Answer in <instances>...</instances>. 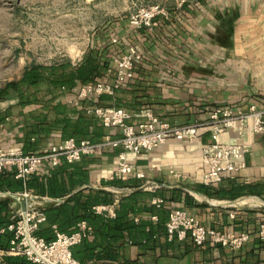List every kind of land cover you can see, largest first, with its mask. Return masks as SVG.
<instances>
[{"label":"crops","instance_id":"obj_1","mask_svg":"<svg viewBox=\"0 0 264 264\" xmlns=\"http://www.w3.org/2000/svg\"><path fill=\"white\" fill-rule=\"evenodd\" d=\"M163 6L168 16H158L154 31L142 28L126 34L127 45L135 44L143 54L134 76L122 87L124 101L136 102L133 107L127 105L135 114L133 122L143 120L145 109L182 124L207 119L210 109L219 105L264 106V0H178L165 1ZM114 47L109 53L111 59L119 52ZM113 73L108 72L106 79ZM67 97L70 100L71 95ZM102 101L105 106H116L115 98ZM222 139L242 140L249 145L247 165L237 176L211 185L208 192L237 183L253 184L257 192L236 198L206 192L200 170L203 146L211 140L207 127L193 142L172 138L153 151L128 154L136 169L145 173L144 178L131 176L129 181L141 188L148 181L161 185L155 191L144 189L152 204L156 198L163 200L161 205L154 204L158 210L165 207L166 219L156 212L142 213L143 218L151 219L155 236L142 245L124 242V264H264V242L257 235L264 219V134L241 137L236 130H229ZM121 149L105 148L87 164L90 183L86 185L108 191L117 187L103 181L114 178ZM179 207L208 225L237 233L249 231L251 237L240 249L211 242L197 246L191 237L170 240L167 221L170 212ZM104 214L115 217L116 210L114 216ZM90 264L121 263L103 258Z\"/></svg>","mask_w":264,"mask_h":264},{"label":"built area","instance_id":"obj_2","mask_svg":"<svg viewBox=\"0 0 264 264\" xmlns=\"http://www.w3.org/2000/svg\"><path fill=\"white\" fill-rule=\"evenodd\" d=\"M168 13L167 8L161 4L142 5L130 14L129 21L135 29L146 28L154 31L158 25V16H168ZM118 41L117 37L113 38L114 43ZM142 60L143 54L137 46L128 44L122 52L116 53L112 58L115 75L109 80L101 79L83 85L77 94L70 97V102L79 105L84 99L96 100L103 94L113 96L134 76L135 69ZM87 112L98 116L109 129L102 140L96 142L89 138L77 140L70 137L51 143L40 151L28 153L18 144L0 145V170L14 168L16 178L26 182L46 162L53 166L59 164L62 158L68 162H76L85 155H100L105 148L121 147L113 177L123 180L130 176L144 178V171L136 169L135 163L129 158V153L138 155L144 151H153L172 138L193 142L199 137L201 129L207 127L211 132V140L203 146L201 178L206 185H217L225 179L237 176V173L246 167L245 155L249 150V145L242 140L224 141L223 134L229 130H236L241 137L246 134H264V106H258L256 103L250 104L247 108L239 105H219L210 109L207 119L182 124L164 119L151 109L142 111L143 120L138 123L133 122L135 114L124 107L92 104L87 108ZM112 129H118L120 132L115 133ZM143 187L155 191L161 185L148 181ZM111 190L116 201L112 204L95 205L94 209L114 216V205L119 197L133 192L134 188L112 187ZM17 194L21 200L16 199L13 202L14 213L7 226V229L14 233V237L11 240V247L8 250L0 249V253L25 255L32 263L39 264H81L73 254V247L90 236L93 227L83 220L79 223L78 230L72 233L57 231L56 238L48 241L37 233L41 224L47 220L46 213L41 208L45 196L27 190ZM49 201L59 203L63 199L51 198ZM162 201L161 198L154 199L156 204H161ZM257 235L264 242V219L259 224ZM167 236L170 240L176 237L180 239L191 237L197 246L211 242L231 249H240L250 239L251 233L249 231L237 233L208 225L186 208L179 207L170 212Z\"/></svg>","mask_w":264,"mask_h":264},{"label":"trees","instance_id":"obj_3","mask_svg":"<svg viewBox=\"0 0 264 264\" xmlns=\"http://www.w3.org/2000/svg\"><path fill=\"white\" fill-rule=\"evenodd\" d=\"M110 52L108 44H98L90 46L77 64L71 61L32 64L25 69L20 79L11 80L0 87V102L11 93L19 95L22 109L18 115L24 120L16 119L14 127L12 126L15 144L21 145L28 153L40 151L51 143L70 137L77 140L89 138L96 142L102 140L108 132L107 127L98 116L88 113L87 108L92 104L103 105L102 100L106 98H115V105L124 108L127 105L133 107L136 102L124 101L125 89L122 87L113 96L103 94L96 100L84 99L79 105L70 102L67 96H74L83 85L105 79L111 69L115 70ZM128 106L126 109L131 111ZM11 114L8 111L0 112V123H5ZM95 156L85 155L76 162H68L62 158L55 166L46 162L26 182L16 178L14 168L0 170V190L15 193L27 190L42 197L64 198L59 203L46 201L41 205L47 220L41 224L37 233L52 241L56 238L57 231L72 233L78 230L81 221L86 220L93 227V232L73 247L74 256L81 264H90L92 260L103 258L124 264L121 257L124 242L142 245L155 236L151 219L143 218L142 213L156 212L163 217L166 210L164 206L158 210L156 204L151 203L150 194L139 184L129 181L130 176L127 180L115 177L110 181H103V184L135 188L133 192L119 197L116 216L110 217L97 212L95 205L112 204L116 197L112 191L86 185L90 183L87 164ZM208 188L213 187L206 185V192L209 194L230 198L258 191L256 186L247 183L233 184L224 189L220 187L215 193L208 192ZM14 201L16 199L12 196L0 198L1 250H8L14 237V233L7 229L14 213ZM137 216L140 217L138 221ZM147 226H150L149 230ZM4 228L6 229L3 230ZM3 261L6 264H39L32 263L27 256L21 254H3Z\"/></svg>","mask_w":264,"mask_h":264},{"label":"rangeland","instance_id":"obj_4","mask_svg":"<svg viewBox=\"0 0 264 264\" xmlns=\"http://www.w3.org/2000/svg\"><path fill=\"white\" fill-rule=\"evenodd\" d=\"M165 1L178 0H0V87L20 79L32 64H77L92 45L108 44L122 52L135 29L130 14L142 5ZM214 1L220 0H208ZM114 37L119 41L114 43ZM19 100L11 93L0 102V112L12 113L0 123V145L15 144L12 126L16 119L24 120L18 115ZM0 264H6L2 253Z\"/></svg>","mask_w":264,"mask_h":264},{"label":"water","instance_id":"obj_5","mask_svg":"<svg viewBox=\"0 0 264 264\" xmlns=\"http://www.w3.org/2000/svg\"><path fill=\"white\" fill-rule=\"evenodd\" d=\"M4 196H12L15 199L21 200L20 196L15 193V192H11V191H1L0 192V198L4 197ZM51 198L49 197H45L42 199V202L45 203L46 201H49Z\"/></svg>","mask_w":264,"mask_h":264},{"label":"bare ground","instance_id":"obj_6","mask_svg":"<svg viewBox=\"0 0 264 264\" xmlns=\"http://www.w3.org/2000/svg\"><path fill=\"white\" fill-rule=\"evenodd\" d=\"M249 201V200H248Z\"/></svg>","mask_w":264,"mask_h":264}]
</instances>
